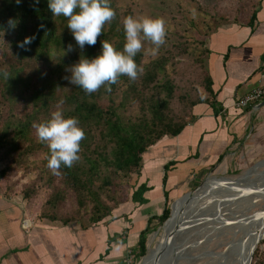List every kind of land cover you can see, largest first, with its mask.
Here are the masks:
<instances>
[{"label": "trees", "instance_id": "1", "mask_svg": "<svg viewBox=\"0 0 264 264\" xmlns=\"http://www.w3.org/2000/svg\"><path fill=\"white\" fill-rule=\"evenodd\" d=\"M110 7L115 12L114 18L105 23L96 43L91 46L86 44L81 53L66 26L67 19L63 16H52L47 0H0V38L8 40V43H3L8 49H3L0 53V71H6L9 76L6 80L0 75V102H6L10 110L9 120L5 126H0V182L5 180L10 170L16 168L13 158L9 159V156L17 151L21 142L28 139L32 129L35 130L33 124L46 120L45 116L50 114L57 101L62 98L64 114L75 116L84 131V138L80 141L79 159L70 168L61 166L60 174H53L46 166L48 148H45L44 158L39 162L40 172L47 174V177L50 176L48 171L51 173L49 184L56 176L61 175L62 192L74 191L77 193V201H81V197L86 194V198L92 203V213L88 219L91 222L100 221L112 210L87 187L88 183L99 177L102 168L109 171L102 177V186L106 187L109 193L112 190L110 181L115 176L127 178L130 173L136 174L142 155L150 146L165 136L178 135L188 124L194 122L193 107L198 104L211 105L210 98H213L212 81L208 72L202 69L201 61L196 62L198 68L204 72L200 80L194 82L186 78L187 80L180 82L178 77L182 78L183 74L187 77L186 66L180 64L178 72L171 51L148 64H142L141 51L138 52L134 59L142 71L138 73L137 78L130 80L122 75L116 83L109 86L110 90L106 91L104 86H101L97 91L87 94L72 84L65 90L70 84L65 79L70 75L66 69L75 63L80 55L95 56L99 52L100 42L105 40L116 49L122 48L124 32L115 8V0H110ZM253 9L254 7L249 13V23L255 17L256 11ZM25 37L34 38L30 44L21 48L18 45ZM69 44L72 45V51H67ZM62 49L65 50L64 54ZM172 50H176L178 56L190 54L185 46L179 43ZM168 65L170 68H167ZM120 88L121 100L116 104L114 94ZM24 91L29 94L24 96ZM150 91L158 95L163 94L164 99L146 100L144 115L137 120H133L131 116H122L121 111L128 104L142 102L145 94ZM174 91L183 92L177 94V98L183 107L190 111L184 121L168 115L169 101L173 98ZM23 101L30 105V111L22 116L24 120H19L21 118H17L15 111ZM41 144L44 145V142ZM82 175L84 178H81ZM9 189L4 186V194H16ZM146 189L143 185L139 187L133 192L132 200L143 202L142 194ZM22 192V198L31 208L35 202L34 197L25 189ZM136 195L138 197H135ZM55 200L56 196L46 200V207L40 209L38 217L68 224L66 220L57 219L51 210L56 204ZM167 203L166 200L162 214L152 218L157 220L159 225L169 217ZM152 220L148 221L147 227L140 233L136 250L133 252L135 259L146 254V235L156 228L150 225ZM246 258L247 254L243 260Z\"/></svg>", "mask_w": 264, "mask_h": 264}, {"label": "rangeland", "instance_id": "2", "mask_svg": "<svg viewBox=\"0 0 264 264\" xmlns=\"http://www.w3.org/2000/svg\"><path fill=\"white\" fill-rule=\"evenodd\" d=\"M254 2V0H115V8L121 22L130 14L162 17L166 26L165 42L155 56L146 51L152 47L150 42H142L140 50L142 64L151 63L171 51L178 72L180 64L183 63L186 66L187 77L183 74V77H178L177 80L183 82L188 78L197 82L204 73L203 70L208 72L206 66L208 50L205 45L208 36L221 26L243 24L249 18ZM193 9L196 13L194 17ZM3 43H8L7 38H0V53L1 50L8 49ZM178 43L184 45L190 54L178 56V52L172 50ZM198 60L201 61L203 70L198 68L196 63ZM167 68H170V65ZM70 85L65 87V90H68ZM181 93L183 92L174 91L173 98L169 101L168 115L184 121L190 111L185 109L177 98V94ZM28 94L24 91V96ZM149 98L163 100L164 95L150 91L145 94L142 102L128 104L121 111L122 116H131L133 120L139 119L144 115L143 108L147 106L146 100ZM120 100L121 88L114 94L115 103H119ZM56 107L57 104L53 110ZM59 107L64 112V106L59 105ZM29 111L30 105L23 101L17 106L15 114L17 118H21L19 120H24L22 116ZM45 117L47 119L49 115ZM9 118V106L6 102H0V126H5ZM261 126V129L252 131L246 145L227 152L221 164H216L215 167L194 179L188 189L177 198L187 193H195L199 189V197L195 202L192 203L191 201L194 200L192 199L178 214L177 232L172 236V247L155 264H236L235 260L239 258V251L237 253L234 250L232 257L225 255V246L228 243L235 245L240 242V238L249 230L247 225L254 218L264 216V195L256 192L257 188L264 190V185H260L264 182V124L262 123ZM41 143L35 130L32 129L28 139L21 142L17 151L9 156V159L13 158L16 168L6 174L5 182L2 181L3 186L20 196L25 189L30 196L34 197L35 202L31 208L38 209L39 212L41 208L46 207V200L56 196V204L51 210L57 219L66 220L69 223L87 221L92 213V203L86 198V194L81 197V201H77V193L74 191L62 192L61 175L56 176L49 184L53 172L48 168L51 171V173L48 171L50 175L48 177L47 174L40 172L39 162L44 158V150L47 148L46 143L44 145ZM107 173L109 171L102 168L99 177L88 183L87 187L112 209L125 201L135 172L130 173L127 178L115 176L110 181L112 190L109 193L107 188L102 186V177ZM84 175L81 178H84ZM220 183L223 184L222 187H219ZM204 187L208 191L200 196L199 193ZM255 193L258 199L252 202L251 199L255 197ZM174 201H168L169 210L173 209ZM158 225L155 224L156 228L147 234L146 254L144 257L136 258L135 264H148L153 253L169 239L170 232L162 234L163 223ZM154 234L155 237L151 241V236ZM259 240L249 264H264V233ZM145 257L147 258L144 262ZM242 262H244L243 259Z\"/></svg>", "mask_w": 264, "mask_h": 264}, {"label": "crops", "instance_id": "3", "mask_svg": "<svg viewBox=\"0 0 264 264\" xmlns=\"http://www.w3.org/2000/svg\"><path fill=\"white\" fill-rule=\"evenodd\" d=\"M254 1L251 23L221 26L206 40L212 104L195 105L193 123L143 153L125 201L105 218L68 224L40 219L22 196L4 194L0 182V264H125L127 251L135 252L140 233L162 214L166 200H176L227 152L246 145L264 124V105L258 107L264 95L245 110L235 105L264 82V0ZM142 185L144 201L132 200Z\"/></svg>", "mask_w": 264, "mask_h": 264}, {"label": "clouds", "instance_id": "4", "mask_svg": "<svg viewBox=\"0 0 264 264\" xmlns=\"http://www.w3.org/2000/svg\"><path fill=\"white\" fill-rule=\"evenodd\" d=\"M47 6L52 16L67 19L66 26L81 53L86 44L91 46L96 43L105 23L115 16L110 0H47ZM195 14L193 9V17ZM122 27L124 43L121 49H116L106 40L100 42L99 52L92 57L80 55L66 69L70 75L65 79L87 94L97 91L101 86L106 91L110 90L109 86L116 83L122 75L135 80L142 69L134 57L140 52L144 41L152 45L146 49L147 52L153 56L158 53L165 42V21L159 16L130 14L124 17ZM33 38L25 37L18 46L24 48ZM64 51L62 49L63 54ZM67 51H72L71 44L67 46ZM0 75L6 80L9 77L6 71H0ZM63 102L61 98L46 120L33 124L38 140L47 145L46 166L53 174H59L61 166L70 168L79 159L80 141L84 138L79 120L75 116H66L59 107Z\"/></svg>", "mask_w": 264, "mask_h": 264}, {"label": "bare ground", "instance_id": "5", "mask_svg": "<svg viewBox=\"0 0 264 264\" xmlns=\"http://www.w3.org/2000/svg\"><path fill=\"white\" fill-rule=\"evenodd\" d=\"M225 185H228V183H225ZM223 184L220 183L219 184V187H222ZM258 190V191H257ZM208 190H206V188L204 187L201 191V193H199V195H203L207 192ZM198 192H199V189L196 191L195 195L192 197V200L191 202H195L196 198L199 197L198 196ZM256 192H258L260 195H264V190L263 189H256ZM255 197L251 199V201L254 199H258V195L257 193H255L254 195ZM182 197H180L179 199L175 200L174 203H173V209H172V217L170 218V220L164 225V227L162 228V234H165V233H169L170 237L169 239L166 241L165 244H172V234L171 232L173 233V229L176 227V221H177V211H179V213L182 211V209L184 208V206L186 205L185 202L183 201V199H181ZM261 198V196L259 197V199ZM252 201V202H253ZM179 202V203H178ZM177 205V206H176ZM180 216V215H179ZM181 218V217H180ZM264 225V216H259V217H256L254 218V220L251 221V223L249 225H247L248 227V231L246 233H244V235L240 238V250H239V258H237L235 260L236 264H242V259L244 258V256L246 255V252L247 253V256L249 255L250 253V248H251V245L252 243L254 242V240H256L257 236L260 234V228L261 226ZM176 234V233H175ZM155 237V234L151 236V241L153 240V238ZM150 242V241H149ZM158 251L159 250H156L152 257H151V261L148 263V264H152V262L154 260L157 259V255H158ZM253 252V250H252ZM242 254V255H241ZM230 256V255H229ZM147 257H145L143 259V261L145 262ZM231 260V259H230ZM229 262V261H228ZM234 262V261H233Z\"/></svg>", "mask_w": 264, "mask_h": 264}, {"label": "water", "instance_id": "6", "mask_svg": "<svg viewBox=\"0 0 264 264\" xmlns=\"http://www.w3.org/2000/svg\"><path fill=\"white\" fill-rule=\"evenodd\" d=\"M262 105H264V102L258 104V107H260V106H262ZM205 181H206V180H205ZM204 183H205V182H204ZM204 183H203V184H204ZM203 184H202V185H203ZM260 185H264V182L261 183ZM199 188H200V187H199ZM195 193H196V192H195ZM195 193H194V192H192V193H187V194L183 195L181 199H183V201L185 202V204H187L188 202H190V201L192 200V197L195 195ZM178 214H179V211H177V216H178ZM171 217H172V210H170L169 217H168L167 220H165V222L163 223V227H164V225L170 220ZM234 226H235V225H234ZM176 230H177L176 227L172 230V231H173L172 236L175 235V233L177 232ZM263 233H264V225L261 226V228H260V234L257 236L256 240H254V242L252 243L251 248H250V253H249V255L247 256V258L244 260V262H242V264H249V263H250V261H251V256H252V254H253L252 250L254 251L256 245L258 244V243H257L258 240H259V239H262V237H263ZM171 238H172V237H171ZM259 241H260V240H259ZM171 247H172V245L170 246V244H163V245L160 247L159 251H158L157 259H156V261H155L153 264H155V263L158 261V259H162V257L164 256V254H165V253L168 251V249H170ZM240 248H241L240 243H236L235 245H233V244H229V243H228V244L225 246V249H226V251H225V255H230V256L232 257V252H233L234 250H236L237 253H238V251L240 250ZM238 255H239V254H238ZM241 255H242V254H241Z\"/></svg>", "mask_w": 264, "mask_h": 264}, {"label": "built area", "instance_id": "7", "mask_svg": "<svg viewBox=\"0 0 264 264\" xmlns=\"http://www.w3.org/2000/svg\"><path fill=\"white\" fill-rule=\"evenodd\" d=\"M264 95V82L258 87L254 88L248 92L245 96L237 101L235 104L237 108L245 110L248 107L253 106L257 102H260ZM29 223L26 221L23 222V228H27ZM125 264H135V258L132 251H127Z\"/></svg>", "mask_w": 264, "mask_h": 264}]
</instances>
